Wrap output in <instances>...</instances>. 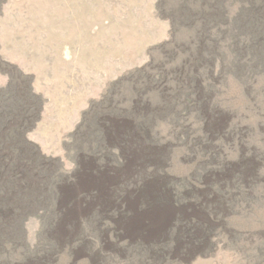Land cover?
<instances>
[{
    "label": "bare ground",
    "instance_id": "bare-ground-1",
    "mask_svg": "<svg viewBox=\"0 0 264 264\" xmlns=\"http://www.w3.org/2000/svg\"><path fill=\"white\" fill-rule=\"evenodd\" d=\"M243 1L232 27L234 61L226 65L222 54L207 51L205 81L189 71L177 75L174 88L161 79L157 102L134 99L118 108L93 130L94 147L75 146L71 171L26 132L16 153L0 144V264H56L59 254L98 264L101 257L126 259L125 248L183 262L203 254L225 229L233 199L261 178L262 160L242 144L230 106L214 102L208 86L226 71L242 86L264 76V0ZM31 219L38 224L32 243Z\"/></svg>",
    "mask_w": 264,
    "mask_h": 264
},
{
    "label": "rangeland",
    "instance_id": "rangeland-1",
    "mask_svg": "<svg viewBox=\"0 0 264 264\" xmlns=\"http://www.w3.org/2000/svg\"><path fill=\"white\" fill-rule=\"evenodd\" d=\"M242 1L0 0V144L16 153L26 132L71 171L75 146L94 147L99 122L118 108L134 99L154 104L155 87L164 79L174 88L187 71L205 81L207 51L222 54L226 65L234 61V15ZM213 69L221 74L218 62ZM226 73L208 86L214 102L231 107L242 144L262 160L261 178L233 199L225 229L217 230L203 254L183 262L125 248L126 259L101 257L98 264H264V76H251L242 86ZM22 156L28 157L26 151ZM25 225L32 243L38 224L31 219ZM70 258L53 256L56 264H89Z\"/></svg>",
    "mask_w": 264,
    "mask_h": 264
}]
</instances>
